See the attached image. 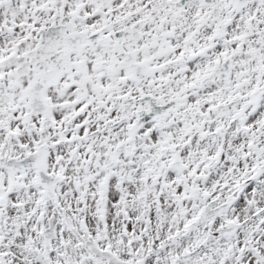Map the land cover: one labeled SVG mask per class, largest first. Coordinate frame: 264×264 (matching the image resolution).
<instances>
[{
	"label": "snow or ice",
	"instance_id": "snow-or-ice-1",
	"mask_svg": "<svg viewBox=\"0 0 264 264\" xmlns=\"http://www.w3.org/2000/svg\"><path fill=\"white\" fill-rule=\"evenodd\" d=\"M0 264H264V0H0Z\"/></svg>",
	"mask_w": 264,
	"mask_h": 264
}]
</instances>
